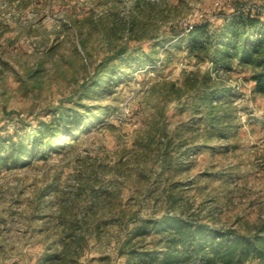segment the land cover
<instances>
[{
  "label": "rangeland",
  "instance_id": "1",
  "mask_svg": "<svg viewBox=\"0 0 264 264\" xmlns=\"http://www.w3.org/2000/svg\"><path fill=\"white\" fill-rule=\"evenodd\" d=\"M253 6L264 0H0V139L57 130L0 168V264H201L176 220L264 238V94L248 67L206 85L182 42L164 48ZM184 77L194 101L219 93L212 108H174L165 83Z\"/></svg>",
  "mask_w": 264,
  "mask_h": 264
},
{
  "label": "trees",
  "instance_id": "2",
  "mask_svg": "<svg viewBox=\"0 0 264 264\" xmlns=\"http://www.w3.org/2000/svg\"><path fill=\"white\" fill-rule=\"evenodd\" d=\"M176 35L180 37L166 43L164 48L181 46L182 42L196 64L205 65L206 85L214 80V76L227 72L228 65L234 62L250 69L249 81L253 84V91L264 94V17H261V13L241 10L236 15L226 18L221 25L210 26L208 22L203 21L182 29ZM149 58L152 60L150 55ZM163 65L161 62L159 66ZM211 72L214 73L213 77ZM182 79L183 87L177 86L175 81L165 83L168 101L174 103V108L189 107L191 103L195 105L199 102L204 109L212 108V100L218 97L219 93L211 91L213 88H207L203 90L202 97L194 101L193 91L189 92L192 79L188 77ZM209 91L213 93L207 94ZM194 105L191 107L193 111L200 109ZM100 118L101 114L89 119L74 116V121L77 124L86 122L93 124ZM70 130L72 129L68 127V131ZM56 133L57 130L52 124L44 123L33 128L26 140L10 137L9 141L5 142L0 139V168L11 170L41 155L44 144L49 147L54 145ZM83 133L84 130L79 131V134ZM175 228L179 234H183L181 244L178 246H184L187 242L198 244L197 254L199 256L201 254V264H264V238L245 237L232 232L215 233L213 230L199 227L189 229L186 224L177 220ZM203 237L208 245H201ZM172 263L173 261L169 260L167 264Z\"/></svg>",
  "mask_w": 264,
  "mask_h": 264
},
{
  "label": "built area",
  "instance_id": "3",
  "mask_svg": "<svg viewBox=\"0 0 264 264\" xmlns=\"http://www.w3.org/2000/svg\"><path fill=\"white\" fill-rule=\"evenodd\" d=\"M247 10L256 11L258 13H261V15H264V9H260L259 7H256V6H253L250 9L247 8V9L242 10V11H247Z\"/></svg>",
  "mask_w": 264,
  "mask_h": 264
}]
</instances>
